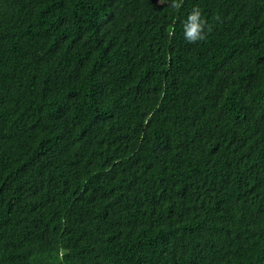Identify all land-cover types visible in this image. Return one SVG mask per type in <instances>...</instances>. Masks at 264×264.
I'll use <instances>...</instances> for the list:
<instances>
[{
	"label": "trees",
	"instance_id": "1",
	"mask_svg": "<svg viewBox=\"0 0 264 264\" xmlns=\"http://www.w3.org/2000/svg\"><path fill=\"white\" fill-rule=\"evenodd\" d=\"M0 264H264V0H0Z\"/></svg>",
	"mask_w": 264,
	"mask_h": 264
},
{
	"label": "clouds",
	"instance_id": "2",
	"mask_svg": "<svg viewBox=\"0 0 264 264\" xmlns=\"http://www.w3.org/2000/svg\"><path fill=\"white\" fill-rule=\"evenodd\" d=\"M203 31V24L199 20V13L194 12L185 25V39L190 43H195L203 39L201 32Z\"/></svg>",
	"mask_w": 264,
	"mask_h": 264
}]
</instances>
